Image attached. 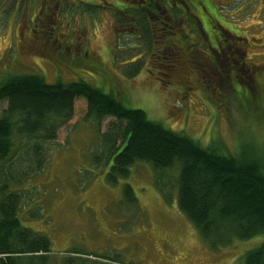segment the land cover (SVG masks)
Segmentation results:
<instances>
[{
	"label": "rangeland",
	"instance_id": "obj_1",
	"mask_svg": "<svg viewBox=\"0 0 264 264\" xmlns=\"http://www.w3.org/2000/svg\"><path fill=\"white\" fill-rule=\"evenodd\" d=\"M79 1L98 7L85 11L74 7L76 0H0V83L18 74L43 76L48 84L84 81L205 147L222 144L232 155L247 151L262 157L264 0H209L216 14L203 2L218 24L213 33L233 42L231 55L220 52L217 58L197 43L182 18L175 37L163 42L154 37L158 43L151 47L142 32L118 24L105 9L117 0ZM122 18L137 24L133 14ZM168 56L174 67L166 63ZM234 56L239 64H230ZM6 108L0 103V115ZM86 113L79 99L73 121L56 142L44 144L41 155L30 146L8 169L21 182L12 185L24 197L21 223L51 240L52 264H235L261 246L263 236L212 247L180 213L177 187L168 179L167 187L158 186L148 164L138 163L128 179L109 183L112 162L97 165L103 149L96 127L83 122ZM110 122L103 123L102 134ZM126 185L133 196L125 195Z\"/></svg>",
	"mask_w": 264,
	"mask_h": 264
},
{
	"label": "trees",
	"instance_id": "obj_2",
	"mask_svg": "<svg viewBox=\"0 0 264 264\" xmlns=\"http://www.w3.org/2000/svg\"><path fill=\"white\" fill-rule=\"evenodd\" d=\"M185 1L117 0L105 9L114 14L118 24H127L130 30L142 32L151 47L158 43H154V37L162 42L175 37V27L182 18L198 44L205 48L209 41H206L207 35L210 37L208 49H215L217 45L221 47L216 48L217 55L220 52L231 55L227 49L232 48V40L223 37L222 32L213 33L218 24L203 8L206 1L216 14L210 1L188 0L191 4ZM76 2L74 7L85 11H95L98 7L95 3ZM197 4L204 15L201 19L196 17L200 12ZM161 5L163 11L159 12ZM130 14L135 16L137 24H128L122 18ZM197 19L202 22L205 34L200 31ZM156 22L160 34L154 28ZM219 27L225 30L222 24ZM225 31L232 33L228 28ZM217 55L211 57L217 58ZM168 59L167 65L174 67V59L169 56ZM239 60L234 56L230 64H239ZM260 87L259 83L253 88L256 91ZM239 95L244 99V95ZM79 99L87 104L83 122L93 124L99 133L103 154L97 157V165L102 167L112 162L106 174L109 183L115 185L128 179L138 163L148 164L157 174L158 186L167 187L165 180L168 179L177 187L180 213L212 247L264 237V154L261 157L241 151L239 155H232L222 144L205 147L200 141L150 120L143 110L128 109L114 93H105L84 81L48 84L43 76L18 74L0 83V103L7 104L0 115V264H52L51 240L21 223L24 197L22 191L12 189V185L21 182H16L8 169L30 146L41 155L44 144L56 142L58 132L73 121ZM109 119L113 122L102 134V125ZM125 195L133 196L131 186L126 185ZM70 253L81 256L75 251ZM235 264H264V241Z\"/></svg>",
	"mask_w": 264,
	"mask_h": 264
},
{
	"label": "flooded vegetation",
	"instance_id": "obj_3",
	"mask_svg": "<svg viewBox=\"0 0 264 264\" xmlns=\"http://www.w3.org/2000/svg\"><path fill=\"white\" fill-rule=\"evenodd\" d=\"M41 11H42V9H41ZM40 11V12H41ZM36 18L38 19L39 18V16L37 15L36 16ZM34 23H35V20H34ZM38 25H36L34 28H36ZM35 32H37V33H39V31L38 30H35ZM44 34V33H43ZM35 35H36V33H35ZM204 35V34H203ZM37 38V42H39L40 40H42L43 38H41V36H39V37H36ZM238 38V37H237ZM208 39L206 38V41H207ZM208 42V41H207ZM207 44V43H206ZM207 46H209V45H207ZM217 49H212V48H210V51H211V56H212V53L214 52V54H218L219 53V51H216ZM212 58V57H211Z\"/></svg>",
	"mask_w": 264,
	"mask_h": 264
},
{
	"label": "bare ground",
	"instance_id": "obj_4",
	"mask_svg": "<svg viewBox=\"0 0 264 264\" xmlns=\"http://www.w3.org/2000/svg\"><path fill=\"white\" fill-rule=\"evenodd\" d=\"M261 237V236H260Z\"/></svg>",
	"mask_w": 264,
	"mask_h": 264
}]
</instances>
